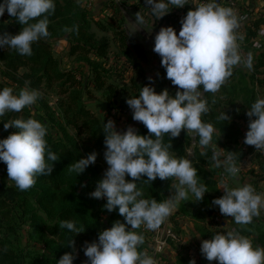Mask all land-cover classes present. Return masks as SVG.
Returning a JSON list of instances; mask_svg holds the SVG:
<instances>
[{
  "label": "clouds",
  "instance_id": "9594fccd",
  "mask_svg": "<svg viewBox=\"0 0 264 264\" xmlns=\"http://www.w3.org/2000/svg\"><path fill=\"white\" fill-rule=\"evenodd\" d=\"M135 3V0H132ZM150 11L148 15L155 20L170 12V6L184 7L185 0H145ZM173 8V7H172ZM55 0H0V17L5 11L22 25L19 33H0V48L8 46L20 55L31 56L32 45L41 38L50 36L49 17L55 13ZM172 10V9H171ZM135 24L143 25L145 16L135 14ZM244 17L230 6L218 0H201L181 19L179 34L175 27H162L155 35L153 51L161 56V65L166 69V78L178 86L175 95L165 88L156 91L154 84L142 87L139 94L130 96L126 103L133 113V120L140 121L148 129L147 135L139 134L129 126L126 131H118L115 122L109 119L103 124L105 139L104 158L108 165L104 176L94 191L93 198L106 199L104 208L108 212L118 209L124 222L115 221L98 235V240L85 242L84 264H155L152 256L139 251L145 236L136 230L142 225L148 230H158L173 213L181 200L204 199L207 186L199 182L197 168L191 159L176 157L169 151L171 143H164L163 137H178L182 130L194 131L201 146H209L215 132L214 125L202 119L209 112L204 93H215L231 77L235 66L243 64L247 69L253 67V55L242 57L237 30ZM34 21V22H33ZM78 30L65 27V32ZM149 81L153 78L149 77ZM42 96L39 89L25 82V87L14 90L5 86L0 89V116L7 111L20 112L31 107ZM248 131L244 143L264 151V98H257L248 108ZM254 117V118H253ZM219 120H230L227 112ZM17 131L0 139V162L7 166L8 179L16 187L28 190L38 176L51 175L58 156L47 142L48 127L40 120L29 117L17 118L4 123L7 130ZM154 134V135H153ZM93 151L87 156L71 163L69 171L79 176L97 160ZM212 160L216 167L235 177L240 172L235 152L229 151L221 160L220 153L214 151ZM147 179H142V177ZM131 177L132 179H126ZM176 178L175 191L167 199L143 198L137 181L153 182ZM212 204L219 206L222 215L230 216L238 225H247L253 217L260 215L264 208V193L257 192L250 184L234 188H224V194L215 198ZM129 226H131L129 228ZM61 228L79 234L84 230L74 220H62ZM70 240L69 244L74 245ZM201 254L209 261L218 264H264V246L255 244L239 230L217 232L210 239L202 240ZM76 256L65 253L57 264H74ZM190 264H196L195 260Z\"/></svg>",
  "mask_w": 264,
  "mask_h": 264
},
{
  "label": "trees",
  "instance_id": "16d2710c",
  "mask_svg": "<svg viewBox=\"0 0 264 264\" xmlns=\"http://www.w3.org/2000/svg\"><path fill=\"white\" fill-rule=\"evenodd\" d=\"M264 1V0H263ZM201 0H185L182 8L170 6V12L163 18L155 20L156 24L166 26H181V19L190 9ZM55 13L49 17L50 36L35 42L33 54L20 55L15 49L5 46L0 48V71L4 79L15 83L28 85L42 92L46 89H56L59 94L58 111L51 110L47 102L44 106L50 110L46 114L33 112L32 108L25 107L20 112L7 111L2 117L5 122L29 117L36 118L48 127L46 136L50 149L58 156L54 162L51 175H41L36 183L28 190H19L15 182L7 180V166L0 162V264H57L65 253L72 252L76 256L74 264H84L87 257L84 255L85 242L98 240V235L106 228H110L117 220L124 222V217L118 209L108 212L103 206L106 199L93 198L90 193L95 190L97 182L103 178L108 165L104 158L105 144L103 120L93 114L84 103L82 97L84 89L88 92L93 84L95 89L108 92L106 100L110 106L119 93L127 92V87H119L108 80L115 77H124V72L133 69L139 79H132V90H141L149 82L146 74L145 62L147 54L137 39L127 34L124 29L115 27L112 23L107 27L101 22H96L101 30L114 31L113 39L117 50H110V39L98 37L92 31V10L79 5L75 0H55ZM136 8L140 7L136 3ZM173 7V8H172ZM264 8V5H263ZM172 9V10H171ZM250 10V9H246ZM34 22V21H33ZM264 25V15L247 19L244 32V41L247 49L253 44L260 27ZM78 26V30L65 32L64 28ZM22 25L9 14L0 17V33H19ZM65 38L69 41V54L76 56L79 61L85 62L89 67L88 81L83 84L73 70H65L60 65V60L53 51V40ZM125 59H122V57ZM113 59V60H112ZM115 59V60H114ZM123 67V69H119ZM25 69L24 71H20ZM90 79V81H89ZM172 84L171 80H168ZM264 86V50H259L253 56V67L250 72L241 66H235L231 77L227 78L221 88L215 93H204L209 106V112L202 116L206 122L212 123L215 128L212 142H219L225 150V157L229 151L235 152L237 164L254 147L244 143L245 135L242 133L239 121L249 123L248 108L259 97V88ZM3 83L0 82V89ZM156 91L161 90L157 87ZM172 95L177 87L168 89ZM227 112L230 120L221 121L218 117ZM254 118V117H253ZM62 120H64L62 122ZM60 127L61 135L55 137L52 133L55 126ZM68 127H73L75 133H70ZM139 134L147 135L148 129L142 122L137 127ZM154 135V134H153ZM197 136L193 142L190 131L182 130L178 137L164 135V143H171L170 153L176 157L191 159L197 168L200 183L207 186L208 192L204 199L190 206L200 204L202 211L208 214L218 213L222 216L219 206L212 204L215 198L221 197L224 192L218 186L214 173L208 169L213 162L212 155L215 151L211 145L205 147L199 144ZM97 152V160L82 174L69 171V165L91 152ZM263 177V176H262ZM126 179H132L126 177ZM147 179V177H142ZM176 178L153 182L137 181L138 187L143 192V198H156L158 201L167 198V193ZM182 215H190L191 210L185 205L184 200L178 207ZM257 217H253L256 220ZM74 220L78 227L84 231L75 234L60 227L62 220ZM262 221V220H260ZM131 226H129L130 228ZM143 225L136 231H140ZM236 229L243 235H248L259 229L252 225H238ZM217 231H206L205 238L210 239ZM74 240V245L69 241ZM264 243V236H260ZM143 246H139L142 251ZM167 264H182L181 261Z\"/></svg>",
  "mask_w": 264,
  "mask_h": 264
},
{
  "label": "rangeland",
  "instance_id": "374dc122",
  "mask_svg": "<svg viewBox=\"0 0 264 264\" xmlns=\"http://www.w3.org/2000/svg\"><path fill=\"white\" fill-rule=\"evenodd\" d=\"M79 5L85 7L87 9L92 10L93 14L91 15V25L92 31H94L98 37H107L110 39V50L116 51L117 46L116 42L113 39L114 31L110 28L109 30H101L96 22H101L103 25L109 26L112 23L115 27L120 29H124L127 34L133 35L139 44L142 45L143 49L147 54V62H145L146 74L148 77H152V81H147V84L152 83L155 87L159 88L161 91L165 88L169 89L172 87H177L173 84L167 82L169 79L166 78V69L161 65V56L153 51L155 35L160 31L163 27L162 24H154V20L148 15L149 11L148 5L145 4V0H135V3H132V0H75ZM230 0H218V2L224 4L225 6H230ZM235 3V10L237 11L239 16L244 17L242 21L241 27L237 30L238 37H243V39H238V43L240 45V53L242 57L246 58L248 53L251 52L254 56L259 50H264V29L261 28L256 38L253 39V44L249 49H247V44L244 41V32L245 26L247 23V19L252 17H256L259 15H264V9L262 8L263 3L260 0H233ZM136 3H139L141 9L136 8ZM246 9H250L249 11ZM145 16V23L143 25L135 24V13L140 12ZM6 14L7 11H5ZM70 44L69 41L65 38H58L53 40V51L56 57L60 60V65L65 70H73L74 74L77 76L83 84H85L89 77V67L83 62L79 61L76 56L69 54ZM122 59H125L123 56ZM113 60V59H112ZM115 60V59H114ZM0 66L2 67V62L0 61ZM243 69H247L243 64L239 65ZM119 69H123V67H119ZM25 69H21L20 71H24ZM249 70V69H247ZM250 72L252 71L249 70ZM124 77L111 78L108 80V83H114L118 85L120 88L125 86L127 87V92L119 93L117 97L114 98L113 101H117L116 104L110 106L106 100V95L108 92L103 90L95 89L93 84H90V91H86L84 89V95L82 97L86 107L93 112V114L99 116L103 122H107L109 119L115 122L116 128L118 131H126L129 126H133L137 129L140 121L133 120L132 110L127 105L126 100L130 96H136L139 94V90L134 92L132 90V79H139L138 74L131 68L124 72ZM90 81V79H89ZM0 82L3 83V87H13L14 90L19 91V89L25 87V85H21L15 83L9 79H4L1 71H0ZM43 94L44 102H47L51 110L56 111V116H60L58 111L59 106V94L56 89H46ZM260 98H264V86L259 88ZM43 100L39 98L37 102L32 105L30 108L33 109V112H37L40 114H46L50 112L47 107L44 106ZM11 121V119H10ZM64 120H62L63 122ZM5 120L2 116H0V139L6 138L10 133L17 131L16 128L10 127L7 130L4 128ZM239 125L241 131L244 135L248 131V122L239 121ZM70 133H75V129L73 127L67 128ZM53 135L57 137V135H61L60 127L55 126L52 131ZM193 142H196L197 134L194 131H190ZM212 148L220 153V159L223 160L225 158L222 155L221 150L223 149L222 145L219 142L210 143ZM252 146V145H250ZM255 148V146H253ZM241 171L235 177L228 174L224 167H216L215 161H213L208 169L214 173V176L219 180L220 185L227 188H234L238 186H242L245 182L246 178L251 175L253 176L252 171H258L257 174L254 175L258 177L264 178V151H257L256 148L250 154H248L241 163ZM0 172L4 173L3 170L0 169ZM217 172V173H216ZM217 174V175H216ZM7 180L10 181L7 177ZM178 183V180L175 179L173 184ZM256 187V190L260 193L264 191V182L259 186L257 184L253 185ZM171 189V188H170ZM175 191V187H172V190H169L167 195L170 196ZM167 196V197H168ZM167 199V198H166ZM195 198L191 194H189V199L184 200L185 205L188 206V209L191 210V214L189 218L197 223V231L202 235L206 233V231H211L207 224L210 225V222L207 218V211H202L200 204L196 206H190V203H197L194 201ZM182 201V200H181ZM180 201V202H181ZM212 215V214H211ZM210 217V215L208 216ZM171 223L173 225L174 231L179 234L178 239L172 240L168 239V247H165L162 250L160 256L161 260H157L156 264H167L170 261H181L182 264H190L193 260H199V254L197 255L196 250H189L193 246H197L198 242L196 240L195 235L196 231L193 233L188 228H184L185 233L180 232L182 227L180 219L174 218L171 219ZM170 222V221H169ZM164 227V223L160 226ZM215 231V230H214ZM138 233H142L145 236V242L142 245V251L150 250L151 247L155 246V242L151 239V233L145 226L142 227ZM212 232V231H211ZM186 236V239H185ZM191 237V238H190ZM141 246V245H140ZM191 251V252H190ZM159 257V256H158Z\"/></svg>",
  "mask_w": 264,
  "mask_h": 264
},
{
  "label": "crops",
  "instance_id": "0c3cea01",
  "mask_svg": "<svg viewBox=\"0 0 264 264\" xmlns=\"http://www.w3.org/2000/svg\"><path fill=\"white\" fill-rule=\"evenodd\" d=\"M262 3H263V5H264V1L263 0H260ZM263 5H262V8H263ZM141 7V6H140ZM138 9H141V8H138ZM264 9V8H263ZM138 11H140V10H138ZM148 11H150L149 9H148ZM154 24H155V21H154ZM261 28H263L264 29V25H262L261 27H260V29ZM259 33V32H258ZM239 163H241V162H239ZM239 167H240V169H241V166H242V164L240 165H238ZM241 171V170H240ZM253 172V176L251 175V177L249 176L248 178H246V180H245V182L243 183V185L245 184V183H250L252 186L255 184V186L257 185V184H259V186H261V184L264 182V178L263 177H258L257 175L255 176L254 174L256 173L257 174V172L258 171H252ZM217 173V172H216ZM217 175V174H216ZM215 178H217L216 176H214ZM218 180V179H217ZM218 183H219V180H218ZM174 185L175 184H172L171 185V189H169V190H172V187H174ZM242 185V186H243ZM218 186H219V188L221 189V191H223L224 192V188H225V186L223 187L222 185H220V183L218 184ZM255 189H256V187H254ZM257 191V190H256ZM257 192H259V191H257ZM261 193H264V191H262ZM181 203V202H180ZM179 203V204H180ZM179 204H178V206L176 207V209L173 211V213L167 218V220L166 221H170V222H172L171 221V219H174V218H177V219H180V222H181V227H182V229H181V231L180 232H182V233H185V230H184V228H188V229H190V231L193 233L194 231H196V235H195V237H196V240H197V242H198V249L196 250V253H197V255L198 254H201V251H200V248H201V242H202V240H205V239H208V238H205L201 233H199V231H197V223H194V221L193 220H191L190 218H189V215H182V214H180L179 212H178V207H179ZM209 215H211V214H207V218H208V216ZM223 217H224V219H225V222H226V224H225V229H221V230H219V229H217L214 225H209V224H207L208 226V228L209 229H212L211 231L212 232H214V230L215 231H217V232H225V231H228V230H231V229H233V228H235L236 229V226H237V224H236V222L234 221V219L232 218V217H230V216H224V215H222ZM260 220H262V221H260ZM166 223V222H165ZM249 225H252V226H254V227H256V228H258L259 229V232L258 231H254V232H252V233H250V234H248V235H246V236H248L250 239H252L253 240V242L255 243V244H259V245H262V246H264V243L263 242H261L260 241V236L261 235H263L264 236V208H261V210H260V215L256 218V220H252V222L251 223H249ZM216 234V233H215ZM160 258H161V256H160ZM168 261V260H167ZM172 262H176V261H172ZM195 262H196V264H203L202 263V261H200V260H195ZM209 262V261H208ZM210 264H218V261H211V262H209Z\"/></svg>",
  "mask_w": 264,
  "mask_h": 264
},
{
  "label": "built area",
  "instance_id": "2783aa9c",
  "mask_svg": "<svg viewBox=\"0 0 264 264\" xmlns=\"http://www.w3.org/2000/svg\"><path fill=\"white\" fill-rule=\"evenodd\" d=\"M229 2H230V7H232L235 10L234 1L230 0ZM175 29L177 31V34H179L181 26H177ZM221 152H222L221 153L222 155H225L224 149H222ZM208 221L210 222L211 225H214L219 230L225 229V224H226L225 219L223 216H221L218 213H213L212 215H210V217H208ZM173 228L174 227H173L172 223L169 221H166V223H164L163 228L160 227L158 230H149L150 233L152 231L151 239H152V241L155 242V246L151 247L150 250H144L142 252H145L148 255L152 256L155 260V264H156L157 260H161L160 254H161L162 250H164L165 247H168V245H169L168 239L169 238L172 240L178 239L179 234H177ZM234 229L235 228H233L231 230H234ZM235 230H237V229H235ZM185 239H186V236H185ZM192 249L197 250V246H195V247L193 246L189 250H192ZM199 260L202 261L203 264H210L208 262V260L202 254H199Z\"/></svg>",
  "mask_w": 264,
  "mask_h": 264
}]
</instances>
